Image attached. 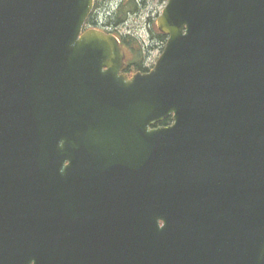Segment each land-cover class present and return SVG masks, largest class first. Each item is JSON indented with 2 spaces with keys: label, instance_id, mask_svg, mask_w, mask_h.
Here are the masks:
<instances>
[{
  "label": "water",
  "instance_id": "water-1",
  "mask_svg": "<svg viewBox=\"0 0 264 264\" xmlns=\"http://www.w3.org/2000/svg\"><path fill=\"white\" fill-rule=\"evenodd\" d=\"M94 4L0 0V264H77L59 194L78 169L143 206L103 264H264V0H169L132 77L85 29Z\"/></svg>",
  "mask_w": 264,
  "mask_h": 264
},
{
  "label": "flooded vegetation",
  "instance_id": "flooded-vegetation-1",
  "mask_svg": "<svg viewBox=\"0 0 264 264\" xmlns=\"http://www.w3.org/2000/svg\"><path fill=\"white\" fill-rule=\"evenodd\" d=\"M111 1L109 3L110 0H94L93 14L86 23V29L96 28L120 38L125 57H127V72L130 65L127 53L131 51L132 55L135 56L141 51L143 56L144 49L142 51L141 48L144 47L142 42L145 41L137 39L132 34L125 37L121 34V26L125 24V18L122 17L127 14L130 0H121L117 6L114 5L117 3L115 0ZM141 1L143 5H146L151 0ZM107 6L116 7L114 11L110 8L112 14L109 13V7L107 8ZM106 16L108 17L107 21L101 24L103 17L106 18ZM148 23L150 39L156 41L155 33L151 27L154 23L151 19H148ZM162 37H166L165 41H167L168 37L164 33L157 34L158 40L164 43ZM136 73L139 72H128L126 74L132 77ZM155 127L162 126L156 125ZM68 164L69 162L65 163V166ZM60 178L62 188L59 200L63 209L65 239L69 241V252L77 258L75 261L77 264H103L105 262L103 236H120L123 238L128 236L131 227H133L131 224L132 219L136 217V219L143 221V206L140 214L138 207L135 205L137 201L136 192L126 190L124 186L98 185L97 177L90 169H78L72 173L62 172ZM104 231H110L111 233L105 234ZM124 249L125 252L122 254L129 260L135 257L133 252L138 255L142 253V250L134 251L135 243L131 244L130 240L124 241Z\"/></svg>",
  "mask_w": 264,
  "mask_h": 264
},
{
  "label": "rangeland",
  "instance_id": "rangeland-1",
  "mask_svg": "<svg viewBox=\"0 0 264 264\" xmlns=\"http://www.w3.org/2000/svg\"><path fill=\"white\" fill-rule=\"evenodd\" d=\"M117 3L114 5H118L119 1L115 0ZM167 0H151L148 4L143 5L141 0H137L133 6L127 9L126 16L122 17L124 20V25L121 26V34L125 36H129L132 34L139 40H143L142 42L144 47H142V51L144 49V66L148 69L154 68L153 66L156 64L158 59L161 57V53L165 47L166 41H159L157 38L158 28H157V18L162 13L163 8L166 6ZM116 7L112 8L113 11ZM148 19H151L154 25H151L153 32L156 36V41H152L150 39L149 32V23ZM104 22V20H103ZM120 39V38H119ZM139 46V45H138ZM137 46V48H138ZM129 61L134 60L135 56L132 55V52L129 51L128 53ZM133 62V61H132Z\"/></svg>",
  "mask_w": 264,
  "mask_h": 264
},
{
  "label": "trees",
  "instance_id": "trees-1",
  "mask_svg": "<svg viewBox=\"0 0 264 264\" xmlns=\"http://www.w3.org/2000/svg\"><path fill=\"white\" fill-rule=\"evenodd\" d=\"M135 3H136L135 0H130V2L128 4V5H130L129 8L131 6H133V4H135ZM161 39H163L165 41L166 37H162ZM139 47H140V45H139ZM138 56H140L139 59H137ZM132 61H130L129 70L127 71V73L128 72H139V71L147 72L149 70L143 64L144 63L143 62L144 56H142L141 51H139V54H135V58ZM171 124H172V117H169V118L165 119L163 122H161V124H159V125L162 127H165V126H169Z\"/></svg>",
  "mask_w": 264,
  "mask_h": 264
}]
</instances>
